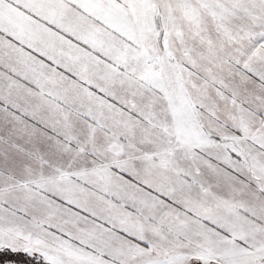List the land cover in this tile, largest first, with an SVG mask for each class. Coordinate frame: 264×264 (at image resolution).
I'll return each instance as SVG.
<instances>
[{
	"label": "snow or ice",
	"instance_id": "1",
	"mask_svg": "<svg viewBox=\"0 0 264 264\" xmlns=\"http://www.w3.org/2000/svg\"><path fill=\"white\" fill-rule=\"evenodd\" d=\"M0 264H264V0H0Z\"/></svg>",
	"mask_w": 264,
	"mask_h": 264
}]
</instances>
